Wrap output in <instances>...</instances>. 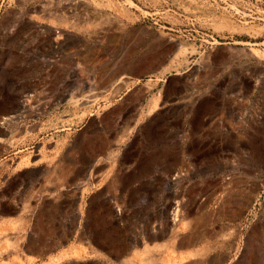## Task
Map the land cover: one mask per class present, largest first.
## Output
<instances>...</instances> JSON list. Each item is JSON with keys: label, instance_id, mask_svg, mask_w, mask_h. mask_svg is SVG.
Returning a JSON list of instances; mask_svg holds the SVG:
<instances>
[{"label": "rangeland", "instance_id": "obj_1", "mask_svg": "<svg viewBox=\"0 0 264 264\" xmlns=\"http://www.w3.org/2000/svg\"><path fill=\"white\" fill-rule=\"evenodd\" d=\"M0 255L264 264V0H0Z\"/></svg>", "mask_w": 264, "mask_h": 264}, {"label": "bare ground", "instance_id": "obj_2", "mask_svg": "<svg viewBox=\"0 0 264 264\" xmlns=\"http://www.w3.org/2000/svg\"><path fill=\"white\" fill-rule=\"evenodd\" d=\"M69 5H71V4H69ZM80 7V6H79ZM72 8H74V9H76V8H78V6H72ZM74 9H72V10H74ZM88 10V9H87ZM93 11H95V9L93 10ZM98 12V11H97ZM102 16V15H101ZM110 20V19H109ZM108 31V30H107ZM101 32V31H100ZM101 33H103V32H101ZM98 34V33H97ZM98 36H101L100 34H98ZM260 183V182H259ZM261 184V183H260ZM262 185V184H261ZM252 194V193H251ZM249 195L247 194V196H246V201H248L249 200ZM243 198V197H242ZM251 198V197H250ZM174 218L176 219V216H178L177 215V209H175L174 210ZM191 227H194V224H192L191 225ZM260 227V226H259ZM262 228V227H261ZM181 230V229H180ZM185 231V230H184ZM175 232V231H174ZM179 233V232H178ZM174 238V237H173ZM204 239V236H193V235H190V236H188L186 239H180L177 243H176V249H179V248H182V247H186V246H192V245H195L196 243H199V242H203L202 240ZM157 247V246H156ZM156 247H155V249H156ZM150 248V247H149ZM154 248V247H153ZM154 249V250H155ZM158 250H159V248H158ZM202 250V249H201ZM5 251V250H4ZM146 252V251H145ZM149 252V251H148ZM161 252V251H160ZM4 253V252H3ZM197 254H200V250H193V251H190V253H189V255L190 256H196ZM4 255V254H3ZM1 256V255H0ZM147 258H148V256H147Z\"/></svg>", "mask_w": 264, "mask_h": 264}]
</instances>
